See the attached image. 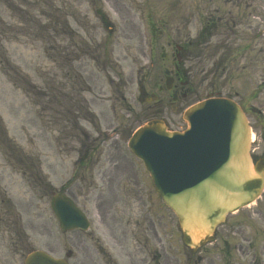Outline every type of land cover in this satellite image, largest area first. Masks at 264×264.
I'll list each match as a JSON object with an SVG mask.
<instances>
[{
	"label": "rangeland",
	"instance_id": "obj_1",
	"mask_svg": "<svg viewBox=\"0 0 264 264\" xmlns=\"http://www.w3.org/2000/svg\"><path fill=\"white\" fill-rule=\"evenodd\" d=\"M55 20L56 26L49 24ZM176 46L186 49L180 69L188 96L176 111L165 90L158 94L161 103L139 104V86L157 93L164 73L174 72ZM252 58L264 59V0H0V116L8 132L0 138V227H16V213L32 221L22 226L31 228L33 239L24 245L18 232L16 254L6 245L0 264H22L31 245L77 256V233H58L52 222L49 200L58 190L80 207H87L85 195L109 190L116 196L107 223L126 227L134 210L141 220L149 213L160 227L159 264H187L191 253L173 213L162 202L158 211L156 200L146 201L145 182L139 189L133 184L136 173L123 162L134 159L126 143L137 120L163 118L171 130L182 131V113L206 96H233L244 85L247 91ZM81 98L96 118L86 116L91 124L62 122L68 102ZM82 129L83 137L101 132L94 147L106 162L93 171L96 187L72 177ZM107 169L117 178L111 184L100 179ZM256 203L227 216L214 241L196 253L199 264L264 263V195ZM139 255L142 264H157L145 251Z\"/></svg>",
	"mask_w": 264,
	"mask_h": 264
},
{
	"label": "water",
	"instance_id": "obj_2",
	"mask_svg": "<svg viewBox=\"0 0 264 264\" xmlns=\"http://www.w3.org/2000/svg\"><path fill=\"white\" fill-rule=\"evenodd\" d=\"M154 99L140 90V103ZM183 118L188 124L184 132H170L160 120L147 122L131 136L128 148L143 162L156 192L177 217L184 245L194 253L212 240L226 214L259 196L264 163L252 165L249 128L233 102L208 100L188 109ZM50 207L61 229L86 227L82 214L64 196L55 195ZM24 264L65 263L32 252Z\"/></svg>",
	"mask_w": 264,
	"mask_h": 264
},
{
	"label": "flooded vegetation",
	"instance_id": "obj_3",
	"mask_svg": "<svg viewBox=\"0 0 264 264\" xmlns=\"http://www.w3.org/2000/svg\"><path fill=\"white\" fill-rule=\"evenodd\" d=\"M258 66L254 59L251 64L252 74L249 80L248 95L241 97L239 93H236L238 104L246 114L253 134L251 153L254 162L264 159V73L257 74ZM175 81H179L182 84L181 77L178 74H176ZM173 90L179 93L176 86H174ZM128 167L130 168V166ZM113 168L112 172H115L116 167ZM105 171L100 179L105 180L107 184L113 183V180L117 178L111 175L110 170L108 174H105ZM133 178V184L139 189V183L143 182V177L136 175ZM117 183L119 184L120 182L118 181ZM136 193L141 194L139 191H136ZM114 196L116 195L109 192V190L85 195V206L87 205V207H82V209L90 214L91 217H96V222L92 220L87 231H77L78 236L73 242V248H76L77 256L72 264H142L143 256L139 254L144 251L147 257L159 264L161 240L160 227L155 222L156 219L152 218L148 213L144 217L145 220H141L140 218L143 217H140L141 215L139 214V218L138 212L134 210L127 221L128 225L126 227H122L121 222L119 224L107 223L106 213L115 206L113 203ZM146 196L148 203L156 200L154 204L159 211V199L151 193H147ZM136 198L140 200V196ZM146 201L144 198L142 199L143 207L146 206ZM117 208L115 207V210L118 213ZM121 209L124 213V204ZM142 211L145 214L146 210ZM114 215L113 213L112 216ZM114 219H117V217L113 218V220L111 219L112 222H114ZM130 221L133 222L130 223ZM11 231L12 227H0V237L4 235L7 238V242L13 246L12 244L15 241ZM1 242L3 240L0 239ZM130 244L131 246H129ZM91 251L95 255L87 256L86 254Z\"/></svg>",
	"mask_w": 264,
	"mask_h": 264
},
{
	"label": "trees",
	"instance_id": "obj_4",
	"mask_svg": "<svg viewBox=\"0 0 264 264\" xmlns=\"http://www.w3.org/2000/svg\"><path fill=\"white\" fill-rule=\"evenodd\" d=\"M14 85H16V84L14 83ZM0 131H2V128H1V126H0ZM2 134H3V131H2Z\"/></svg>",
	"mask_w": 264,
	"mask_h": 264
}]
</instances>
